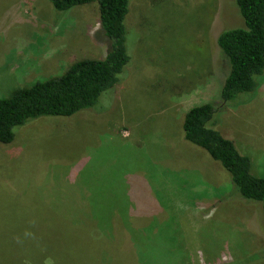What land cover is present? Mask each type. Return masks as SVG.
<instances>
[{
	"label": "rangeland",
	"instance_id": "1",
	"mask_svg": "<svg viewBox=\"0 0 264 264\" xmlns=\"http://www.w3.org/2000/svg\"><path fill=\"white\" fill-rule=\"evenodd\" d=\"M127 23L131 62L96 108L32 119L0 143V264H19L11 248L24 235L35 248L38 233L50 264H264L262 203L183 129L192 105L217 104V128L264 177V72L246 103L221 99L231 67L217 39L245 26L236 0H132ZM109 46L96 2L0 0V99ZM100 224L109 254L67 258L81 246L65 233Z\"/></svg>",
	"mask_w": 264,
	"mask_h": 264
},
{
	"label": "trees",
	"instance_id": "2",
	"mask_svg": "<svg viewBox=\"0 0 264 264\" xmlns=\"http://www.w3.org/2000/svg\"><path fill=\"white\" fill-rule=\"evenodd\" d=\"M50 1L59 11L98 3L101 28L110 42L109 50L104 58L78 60L59 77L36 81L30 86L17 89L10 97L1 98L0 143H11L15 139V127L32 119L42 116L68 117L84 109L96 108L100 97L120 82L126 66L131 62L127 41L128 36L131 38L132 35L127 19L132 0ZM236 3L245 26L224 30L217 39L218 46L231 67L221 89V99L225 104L233 106L246 103L252 98L251 95L259 87L257 78L264 72V0H236ZM217 112L219 107L212 102L192 105L184 116L185 139L220 161L231 174L240 196L246 200L261 202L264 210V177L252 173L251 159L242 154L235 142L217 128ZM113 218H109V229ZM77 229L82 232L73 234L70 230L65 234L68 235V245L73 246L76 242L80 244L81 251H77L75 256L68 255L67 258L87 262L92 254V259L101 262L103 254H109L98 232L103 229L101 224L97 228L88 226L84 231L81 227ZM24 236L20 237L18 247L17 244L13 245L10 255L14 257L17 253L19 264H50V255L53 254V249L50 252V242L44 239L40 241L41 234L38 233L37 246L34 248L29 244V237ZM10 241L14 242L13 236ZM259 251L264 257V247ZM114 255L113 252L112 256ZM14 261L15 259L11 264ZM106 261L102 264H107Z\"/></svg>",
	"mask_w": 264,
	"mask_h": 264
}]
</instances>
